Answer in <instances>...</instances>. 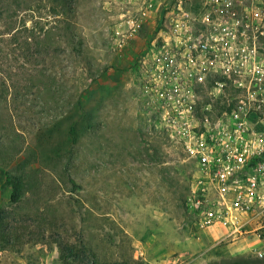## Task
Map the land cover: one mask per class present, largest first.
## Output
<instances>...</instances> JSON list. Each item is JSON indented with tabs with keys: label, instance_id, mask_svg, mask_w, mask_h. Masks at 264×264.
I'll return each instance as SVG.
<instances>
[{
	"label": "rangeland",
	"instance_id": "obj_1",
	"mask_svg": "<svg viewBox=\"0 0 264 264\" xmlns=\"http://www.w3.org/2000/svg\"><path fill=\"white\" fill-rule=\"evenodd\" d=\"M58 1L0 0V264H264L251 235L199 226L152 105L188 0Z\"/></svg>",
	"mask_w": 264,
	"mask_h": 264
},
{
	"label": "built area",
	"instance_id": "obj_2",
	"mask_svg": "<svg viewBox=\"0 0 264 264\" xmlns=\"http://www.w3.org/2000/svg\"><path fill=\"white\" fill-rule=\"evenodd\" d=\"M201 1L202 19L193 1L178 3L152 105L195 169L188 203L199 226L225 240L251 235L264 260V0Z\"/></svg>",
	"mask_w": 264,
	"mask_h": 264
},
{
	"label": "trees",
	"instance_id": "obj_3",
	"mask_svg": "<svg viewBox=\"0 0 264 264\" xmlns=\"http://www.w3.org/2000/svg\"><path fill=\"white\" fill-rule=\"evenodd\" d=\"M58 2H61V5H59L61 10L59 9L58 12H55L57 14L56 17L59 18V17H61V15H63L65 17L68 16V18H72V14H74V12H72L73 10L70 6L71 4L68 3V0H60ZM21 196H22V193H21L19 187L15 186L13 194H12V202L13 203L19 202Z\"/></svg>",
	"mask_w": 264,
	"mask_h": 264
}]
</instances>
